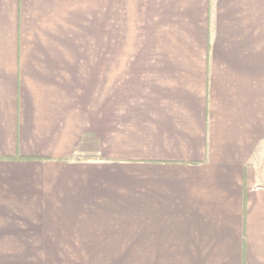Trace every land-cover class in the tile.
<instances>
[{"label": "crops", "instance_id": "1", "mask_svg": "<svg viewBox=\"0 0 264 264\" xmlns=\"http://www.w3.org/2000/svg\"><path fill=\"white\" fill-rule=\"evenodd\" d=\"M151 5L182 41L96 79L91 0H0V210L74 262L264 264V0Z\"/></svg>", "mask_w": 264, "mask_h": 264}, {"label": "rangeland", "instance_id": "2", "mask_svg": "<svg viewBox=\"0 0 264 264\" xmlns=\"http://www.w3.org/2000/svg\"><path fill=\"white\" fill-rule=\"evenodd\" d=\"M151 2L91 0V73L96 79H102L107 63L134 62L135 54L144 48L175 46V35L182 41V31L168 25V8ZM49 211L0 210V264H135L74 262L72 259H80L77 248L41 246V227L45 225L41 214Z\"/></svg>", "mask_w": 264, "mask_h": 264}]
</instances>
